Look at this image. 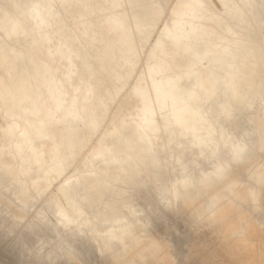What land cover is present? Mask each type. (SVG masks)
Returning a JSON list of instances; mask_svg holds the SVG:
<instances>
[{"label": "bare ground", "instance_id": "1", "mask_svg": "<svg viewBox=\"0 0 264 264\" xmlns=\"http://www.w3.org/2000/svg\"><path fill=\"white\" fill-rule=\"evenodd\" d=\"M90 1L0 0V154L11 153L19 167L12 173L4 165L0 173V264L258 262V247L247 242L264 228V162L253 164L264 150V0H216L218 13L207 0H176L130 86L137 110L105 128L110 141H98L89 158L80 153L101 119L84 103L104 87L103 72L112 85L103 109L129 83L163 11L158 0ZM122 5L126 10L100 18L113 32L103 41L95 19L106 6ZM245 35H259L262 45ZM94 42L102 43L99 55ZM14 109L26 118L8 122ZM69 120L75 129L48 131ZM237 149L244 179L234 178L225 192L211 174ZM79 163L99 165L95 181L56 185L60 203L49 219L37 201ZM181 206L191 209L175 220ZM193 208L212 221L195 226ZM78 238L90 249L78 252Z\"/></svg>", "mask_w": 264, "mask_h": 264}, {"label": "rangeland", "instance_id": "2", "mask_svg": "<svg viewBox=\"0 0 264 264\" xmlns=\"http://www.w3.org/2000/svg\"><path fill=\"white\" fill-rule=\"evenodd\" d=\"M159 3L162 5L163 7V11L161 13V17H160V21L156 24L155 30L152 33L151 37L148 39V41L146 42L145 46L143 47V49L140 51V58H139V62L137 64V66L135 67V70L133 71L130 79H129V83L127 85H125L122 89H120L118 91V93L115 95V97L109 101L107 103V105L104 107V109L101 107V102L103 100H105V98L107 97L108 91H110L112 88V85L110 83V79L108 77V74L103 72L100 74L99 78L100 81L102 82L101 84H104V87L106 86V90L104 89V87H100V89H94L93 92L89 95L90 97H88V101H86L84 104L86 106H89L92 108L93 112L101 119V124L99 127L98 132H96L89 140V142L87 143V145L84 147V149L81 151L80 155L82 157H89L90 158V152L96 147L97 142H101V143H108L110 141L109 137L106 135H103L102 132L105 128L110 127V126H117L118 124V119L121 118L122 116L128 115V114H133L138 106V100L136 98L135 95L132 94V91L130 89V86L133 82V80L136 78L137 75H140L143 70H144V56L146 53H148L149 48L152 47L158 37L159 33L162 29V27L165 25L166 21H168V16L170 11L174 8L175 6V1L176 0H158ZM92 6L95 7L96 3L94 0L90 1ZM207 8L213 12V13H218L221 11V7L220 5L217 3L216 0H207L206 3ZM78 8V6L72 5L71 9L74 11ZM126 10L124 5L120 6V7H110V6H106L105 11L103 12V14H99V18H96L95 21H97L98 25L100 26V30L102 31L101 34L98 35L99 38L104 40L107 39H111L113 37V32L107 27L106 23L101 21V17L103 16H109V15H117L120 12ZM129 12V10H127ZM127 12V13H128ZM212 28H214L218 33H221L222 35H226L227 33H224L217 25L213 24V23H208ZM133 36L136 39V32L133 30ZM245 39L247 40V42L249 43H253L256 45L261 46L262 42L261 39L259 37V35H245ZM101 42H94V46L92 47V51L94 55H99L100 51H101ZM39 58L41 60L47 61L49 62L50 59H48V57L44 54H38ZM101 85V86H102ZM143 86L145 88H147V84L144 83ZM105 90V91H104ZM5 107H9L10 108V103L7 101L3 104ZM14 116L7 118L8 122H12L14 119H19L18 117H20V122L22 120V118H26L25 115H20V111L18 109H14ZM66 128L67 130H73L75 129V123H73L72 120L67 121L66 123H53L51 125L48 126V131L50 133H56L59 132L61 129ZM35 144V149L39 150L40 146L37 142H34ZM11 153H5V154H0V173L4 170V165H7V167L10 169V171L12 173H17V170L19 169V167L17 166V161L15 158L11 157ZM264 162V150L258 151L257 154L254 156V165H258L260 163ZM98 164L93 165V167H87L86 165H83L81 163H79V165H77L76 167H74L73 169H67L65 171V173L59 177L58 179H56L55 181H52L50 186L47 188V190L43 193L42 197L37 201L36 206L45 213V215L51 219V214L52 211L56 208V206L60 203L59 202V197L57 195L56 192L53 191L54 187L56 185H58L60 182H67V181H71V180H78L80 183L82 182V184H90L93 181H95V177H94V169L98 168ZM239 168H241L242 170H246L247 168V164L244 161H241L238 166ZM21 178H23L24 176L20 175ZM4 184L8 183V180H4L3 182ZM264 187V184L260 185V189ZM208 198V194H203L200 197V201H206ZM228 195L227 194H222L220 199L225 201L226 204H229V200H228ZM259 205L261 206V203L259 202ZM191 208H186V207H180V209L177 212V215L175 216V220L178 219H183L187 216L189 210ZM158 218V217H157ZM159 224H161V222L158 220ZM118 228H113V231H117ZM11 237H9L8 239H6L5 242L9 241ZM81 239L78 238V240H75L72 245H74L75 247H77L78 252L82 253L85 249L88 250L89 245L87 246L84 242L80 241ZM62 241V239H60L58 242H56V245L59 244ZM16 241H12L11 243H9L8 245H3L4 250L7 249H13L14 245H16ZM90 249V247H89ZM3 250H0V256L2 254ZM77 251V250H76ZM92 251V248H91ZM94 257V255H93ZM1 258V257H0ZM1 259H0V263H1ZM60 264H65L64 262H61Z\"/></svg>", "mask_w": 264, "mask_h": 264}, {"label": "snow or ice", "instance_id": "3", "mask_svg": "<svg viewBox=\"0 0 264 264\" xmlns=\"http://www.w3.org/2000/svg\"><path fill=\"white\" fill-rule=\"evenodd\" d=\"M160 39L163 40L164 36H161ZM241 156H242L241 151L237 149L232 159H229L226 163H221V165L218 168H215L213 170V173L211 174V178L214 180L217 186L222 187L225 192L229 191V189L232 187V181L234 178L239 177L241 180L244 179L239 168L235 166V161H238L241 158ZM201 179L203 180L204 178L202 177ZM193 182H195V178H193ZM131 194L134 195V193ZM250 196L254 199L255 193L254 192L250 193ZM260 203H261V210L262 212H264V187L261 188ZM212 207L214 208V206ZM212 219L213 217L208 216L204 210H197L193 208V220L195 221V226L198 227L199 224L201 223L211 222ZM235 239H236V234H232L226 237V240L229 244H231L232 241H234ZM247 244L248 247L253 250H255L258 247L261 259L258 262L234 260L231 261L230 264H264V228H262L258 240L255 236H253L248 240ZM70 264H91V262L73 260L70 262ZM112 264H127V262L123 260H117V261H113ZM180 264H220V262L219 261L193 262L189 260V261H182L180 262Z\"/></svg>", "mask_w": 264, "mask_h": 264}]
</instances>
